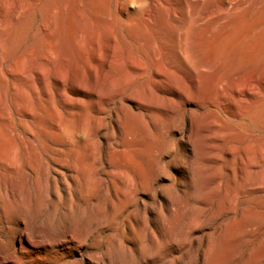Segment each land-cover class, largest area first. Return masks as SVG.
I'll return each instance as SVG.
<instances>
[{
	"label": "rangeland",
	"instance_id": "rangeland-1",
	"mask_svg": "<svg viewBox=\"0 0 264 264\" xmlns=\"http://www.w3.org/2000/svg\"><path fill=\"white\" fill-rule=\"evenodd\" d=\"M12 1L7 0L6 8L12 6L6 9L7 21H11ZM177 1L174 8L181 13L183 5ZM221 1L195 0V25L183 47L169 37L167 26L162 40L149 28L147 35L154 41L149 46L140 41V16H132L128 25L119 20L120 0H91L94 19L106 13L115 23L116 76L129 78L128 59H138L148 69L144 79H129L132 84L126 94L150 81L154 59H160L165 68L175 71L180 91L191 89L193 102L185 109L179 102L165 103L163 112L125 105L116 119L104 121L90 138L99 155L97 173L90 178L70 171L68 184H58L57 189L45 186L42 177L34 186L38 191L34 212L18 215L27 221L31 244L24 242L15 252L20 245L18 217L10 214L9 223L0 221V264H264V195L229 204L240 181L244 153L239 149L231 159V139L222 136L218 125L203 127L201 111L195 113L199 63L256 59L264 66V0H230L233 7L223 22H203L202 17ZM162 9H157V24H162ZM30 10L21 12L15 26L26 33L23 47L33 51L7 64L36 78V64L48 65L43 59L48 42L41 36L40 7ZM100 20L95 39L105 59L112 42ZM91 35L83 46L93 60ZM54 45L56 52L62 50L53 54L57 65L66 50L70 59L81 56L77 42L70 40L67 47L58 40ZM6 72L1 77L7 91L11 92L12 83L27 86L22 77ZM259 115L264 124V109ZM217 133L221 138H215ZM231 164L238 171L234 182Z\"/></svg>",
	"mask_w": 264,
	"mask_h": 264
},
{
	"label": "bare ground",
	"instance_id": "bare-ground-1",
	"mask_svg": "<svg viewBox=\"0 0 264 264\" xmlns=\"http://www.w3.org/2000/svg\"><path fill=\"white\" fill-rule=\"evenodd\" d=\"M176 1L120 0L124 17L119 20L128 25L132 16H140V41L149 46L154 43L147 35L149 28H154L162 40L167 26L169 37L179 46L186 47L188 34L195 25V0H181V13L174 8ZM232 2L223 0L216 4L202 17L203 22H223L233 7ZM7 4H10L7 0H0V221L9 223L10 214L18 217L16 229L20 245L14 249L17 252L24 242L32 243L26 219L18 215L34 212V200L38 195L34 186L39 184L41 177L45 186L51 184L57 189L58 184L64 187L68 184L70 171L90 178L97 173L99 155L90 138L104 121L116 119L118 110L125 105L163 112L165 103L179 102L185 109L193 100L191 89L180 91V80L175 71L165 68L160 59H154L156 63L150 81L126 94L132 84L129 79H144L148 69L137 62L138 59H128L131 74L126 76L129 78L120 80L116 76L115 23L106 13L94 19L91 0H15L11 21H7V11L12 6L6 8ZM34 7L41 9V36L48 42L43 54L48 65L44 61V65L37 67L36 64V78L27 76L23 68L17 72L7 64L11 58L25 59L33 51L23 47L26 33L15 24L21 12ZM158 8H163L162 24L155 22ZM98 20L107 28L112 42L105 59H101L95 39ZM89 28L93 29L91 33ZM89 34H92L94 45L93 60L83 46ZM58 40L67 47L70 40L79 43L80 58L70 59L66 50L57 65L53 54L62 51L57 47L56 52L54 44ZM259 62L256 59H227L224 62L212 59L199 63L195 73V113L201 111L202 126L218 125L223 131L222 136L231 139L232 145L228 149L231 159L236 157L239 149L245 156V160H241L240 181L228 201L235 206L255 195H264V124L259 117L264 109V66ZM5 69L11 77H22L27 86L19 88L12 83L11 92L7 91L1 77ZM215 138L219 139L221 135L217 133ZM241 143L245 145L240 148ZM228 167L234 182L238 171L232 164ZM256 168L259 170L254 171L252 177Z\"/></svg>",
	"mask_w": 264,
	"mask_h": 264
}]
</instances>
